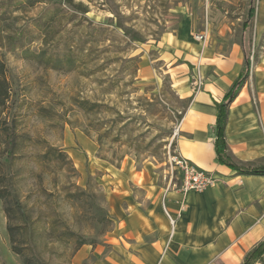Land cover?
I'll return each instance as SVG.
<instances>
[{"label":"rangeland","instance_id":"1","mask_svg":"<svg viewBox=\"0 0 264 264\" xmlns=\"http://www.w3.org/2000/svg\"><path fill=\"white\" fill-rule=\"evenodd\" d=\"M58 2L65 0H0V37L15 40L0 41L11 95L0 115L14 112L10 168L0 126V264H73L84 246L112 238L104 166L128 163L167 188L181 184L170 159L188 102L177 76L155 62L157 44L186 19L196 33L209 28V47L223 38V24L235 41L248 13V0H72L88 12L63 5L62 15ZM258 8L256 0L254 22ZM254 32L251 55L261 46ZM75 153L87 158L83 173ZM254 264H264V252Z\"/></svg>","mask_w":264,"mask_h":264},{"label":"crops","instance_id":"2","mask_svg":"<svg viewBox=\"0 0 264 264\" xmlns=\"http://www.w3.org/2000/svg\"><path fill=\"white\" fill-rule=\"evenodd\" d=\"M223 27V38L209 47L195 39L197 33L186 19L158 42L156 50L161 51L155 61L177 76L179 98L188 102L176 133L175 153L215 177L214 184L203 192L183 193L180 184L167 188L131 164L114 172L104 166L101 183L115 233L102 245L84 246L73 264H242L247 253L264 241V175L239 174L221 165L215 151V104L239 78L244 49L250 51L252 45L243 29L234 41L228 26ZM254 27L259 45L264 42V0H259ZM199 33L208 38L209 28ZM227 39L233 42L225 48L221 41ZM260 49L229 106L225 129L233 159L254 166H264V47ZM143 72L149 73L147 66ZM198 72L204 81L200 91L194 85ZM85 142L93 151L94 145ZM74 156L83 173L87 158Z\"/></svg>","mask_w":264,"mask_h":264},{"label":"trees","instance_id":"3","mask_svg":"<svg viewBox=\"0 0 264 264\" xmlns=\"http://www.w3.org/2000/svg\"><path fill=\"white\" fill-rule=\"evenodd\" d=\"M63 5H67L71 7L73 6V2L72 0H65V2H58V6L61 8V9L60 8L57 9L58 14L62 15L66 12L61 7ZM73 7L75 8L76 12H81L83 14H86L88 12L87 9H85L82 4L74 5ZM255 15H256V0H248V13L242 23V29L246 36H249L252 33V30L254 28L253 21ZM118 27L122 29L125 32V34L130 35L129 30L126 29V27H123L121 25H119ZM1 34H2V30L0 31V35ZM6 36L7 37H3V38L0 37L1 39L0 41L2 40H5V42L8 41L10 46L13 44V42L15 43V40L12 37L13 35L7 34ZM135 37L133 38V40L139 41V39ZM12 39L13 42L11 41ZM43 41L46 42L47 40L43 39ZM263 46L264 43H261L260 48ZM243 48H244V44H243ZM12 50L13 51L19 50V47L13 46ZM258 51H261V49ZM244 54H245L244 65L239 78L235 81V83L232 85L230 90L226 93L223 101L215 104L217 108V122L214 128V134H215L214 145H215L217 160L221 165H225L239 174L264 175V166H254V165H245V164L237 163L229 153V148L225 137V129L228 121L229 106L233 102V100L237 97L242 86L245 84L252 66L251 51H247L246 49H244ZM257 55L258 52L257 54L254 55L253 61L256 60ZM10 99H11V95H10L9 81L6 76V66L2 57L0 56V109L2 108L0 112L2 114L4 112L3 108L6 107ZM13 117H14L13 111L9 114L8 118L0 115V126L3 125L8 130V140H7L8 156L6 159V163L9 166V168L11 167L12 157H13V152H12L13 140H12V132H11ZM0 198H2V196H0ZM15 203L17 204V206H19V208L22 207L17 199H15ZM5 213L10 221L11 219L10 212L5 209ZM7 229L10 236V240L13 243L15 241L13 228L9 224L7 226ZM13 251L17 254H20L17 250H14V248ZM263 252H264V241L257 244L249 253H247L242 264H254L256 261H258L261 258ZM25 264H32V263L29 260H26Z\"/></svg>","mask_w":264,"mask_h":264},{"label":"built area","instance_id":"4","mask_svg":"<svg viewBox=\"0 0 264 264\" xmlns=\"http://www.w3.org/2000/svg\"><path fill=\"white\" fill-rule=\"evenodd\" d=\"M195 39L199 42H205L207 40L206 33H197ZM254 52L251 55V60H253ZM204 81L200 73H196L194 85L195 90L200 91L203 87ZM170 163L172 170H177L182 176L180 189L183 193L188 192H203L208 187L214 184L215 177L211 174L199 169L194 164L183 159L176 153L171 156ZM171 224L174 227L175 221L171 219Z\"/></svg>","mask_w":264,"mask_h":264}]
</instances>
